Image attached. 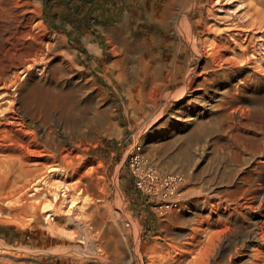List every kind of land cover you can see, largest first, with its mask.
<instances>
[{
	"label": "rangeland",
	"instance_id": "obj_1",
	"mask_svg": "<svg viewBox=\"0 0 264 264\" xmlns=\"http://www.w3.org/2000/svg\"><path fill=\"white\" fill-rule=\"evenodd\" d=\"M169 2L170 0H0L1 73L7 71V67L16 65L21 57L25 65L31 64L30 61L35 64L27 73L29 75L23 77L22 88L25 89L27 84L39 77L60 89L71 86L74 88L77 93H74L71 106L58 107L56 111L57 116L67 115L77 121L82 130L87 131L79 143L85 161L81 168L76 166L75 170L78 175L86 174L84 185L92 193V199L91 196L87 198V201H91H80L74 208L68 204L66 208V211L70 208L68 211L71 210L73 217L79 214L81 221L91 219L90 223L87 222L90 226L62 225V232L61 227H56L57 230L44 228L33 218L30 210H21L20 205L11 201L13 195L8 189L3 194L0 190V264H183L188 257V248L193 251L191 257L204 254L214 228V233H217V230L227 227L231 230L236 225L239 227L247 224L248 221L239 216L234 208L238 199L244 202L245 198L252 197L251 192L243 189L242 182L264 151L263 144L255 143L257 137L254 134L247 136V140L254 141L246 143L242 136L230 138L217 129L201 133L187 147L193 162L189 171L178 165L165 166L162 157L149 151L153 142L161 145L173 141L174 146L167 155H174L181 146L183 136L188 133L186 130L198 118L212 121L211 125H214V112L222 93L247 75L239 71L229 72L215 76L209 84L203 85L199 74L194 73L192 80L195 83H190L191 86L182 99L175 97L169 100L168 109L160 121L150 128H144L139 114L143 109L141 106L151 96L150 91L152 96L158 94L151 87L150 80L142 84L138 82L137 76L143 73L141 67H153L159 62L169 64L179 53L176 44L180 37L173 31L172 20L165 13ZM94 8L97 9L95 14L92 10ZM112 10L115 15L107 19L106 16ZM79 11L81 14L77 13ZM88 14L96 15L98 21L88 24L84 19ZM136 41L142 44L141 48L136 49ZM114 47L120 54L123 53L124 68L130 84L133 73L136 76V86L129 91L108 70L114 58ZM49 50L53 52L50 53ZM202 62V58L194 60L191 69L201 66ZM181 86L183 87L182 83L177 87H170V91L176 93V90L182 89ZM263 87L264 82L256 86L260 89ZM99 90L105 91L107 97L103 99L99 96ZM9 104L15 112L16 105ZM108 106L114 108L115 131H108L102 125L104 110ZM134 111L136 119L133 117ZM12 114L7 112L5 115L8 118ZM46 119L48 127L56 130L57 120L51 115ZM31 128L35 137H40L41 133L35 127ZM69 129H73L72 126ZM94 129L96 130L92 131ZM70 132L77 136L74 130ZM38 141L43 143V139ZM135 144L142 145L145 157L161 172H177L186 177L187 187L183 189V197L175 200L174 208L163 217L154 213L135 189L128 165V156ZM2 158L0 153V159ZM41 162L43 161L29 157L25 161L27 169H35V174L41 172L37 170L41 168ZM220 175L225 177L221 178ZM97 182H100L101 190L99 188L94 193L92 189ZM188 188L192 189L191 193L186 192ZM203 197L211 200L209 208L203 209ZM7 199H11L8 200L9 204H6ZM219 205L224 212L215 214L213 211ZM95 206L100 208L99 212L92 213ZM226 208L229 209L228 213L224 210ZM96 221H102V226L96 225ZM223 221L228 226L220 224ZM216 239L223 244L217 257V264H221L224 261L222 253L230 249L235 237L232 232L225 231ZM92 243L94 249H91ZM257 247L258 244L244 251L240 256V264H248L251 250Z\"/></svg>",
	"mask_w": 264,
	"mask_h": 264
},
{
	"label": "bare ground",
	"instance_id": "obj_2",
	"mask_svg": "<svg viewBox=\"0 0 264 264\" xmlns=\"http://www.w3.org/2000/svg\"><path fill=\"white\" fill-rule=\"evenodd\" d=\"M165 11L170 16L169 20H172L171 27L173 31L177 32L180 37L176 44L179 53L173 57L169 64L159 62L153 67H141L143 73L138 75L139 77L137 76L138 82L142 84L150 80L151 87L155 88L154 91L158 94L152 96L150 91L151 96H148L146 102L141 106L143 109L139 114L143 119L144 128H150L160 121V118L168 109L169 100L175 97L182 99V96L191 86L190 83L192 85L195 83L192 80L194 73L199 74L198 77L201 78L200 82L203 85L209 84L215 76L229 72L239 71L247 75L246 78L243 77L245 79L222 93L220 103L214 112V125H211L213 124L212 121L207 122L198 118L186 130L188 133L183 136L181 146L174 155H167L174 146L173 141L161 145L153 142L149 147V151L158 157H162L165 166L166 164L169 166L178 165L181 169L189 171L193 162L189 157L187 147L196 141L201 133L208 130L217 129L230 138L242 136L246 143L254 141L247 140L249 139L248 135L254 134L257 137L255 143L264 145V87L261 89L256 88L260 82H264V0H170L165 7ZM141 47L142 44L136 41V49ZM112 52L114 58L108 70L113 76L120 79L123 88L129 91L130 88L136 86V76L133 73V81L130 84L124 68L123 53L120 54L121 52L117 51L115 47ZM198 58L203 59L202 65L191 69L194 60ZM30 63L28 65L26 63L27 67L23 58L20 57L16 65L7 67V71L1 73L0 70V153L3 155V158L0 159V190L3 194L8 189L9 193L13 195L12 200H10L16 205H20L21 210H30L33 213V218L44 228L57 230L62 225H76V227L88 225L87 222L90 223L91 219L84 222L81 221V217V219L78 217L79 214L76 215L78 218L73 217L71 210L68 211L70 208L66 211L68 204H71V208H74L80 201H91H87V198L92 195L91 190L84 185L86 174L81 171L83 174L78 175L75 170L76 166L81 168L85 161V155L79 143L82 142L81 139L87 131L82 130L73 118L67 117V115L66 117L57 116V108L69 107L72 98H74V93L77 92L72 86L60 89L40 79V77L27 84L25 89L22 88L24 86L22 83L23 77L35 67L32 61ZM147 71L151 72L147 73ZM180 83L183 84L182 89L176 90V93L170 91V87H177ZM99 92V96L103 99L107 97L105 91L101 92L99 90ZM8 104L16 105L15 112L12 111V106H8ZM7 112L13 113L12 116L7 118L5 115ZM49 115L57 120L56 130H53L55 128L52 129L50 126L48 127L46 118ZM103 115L102 125L107 127L108 131H115L113 106H108ZM133 117L136 119V111L133 112ZM31 126L41 133L40 137H35ZM70 126L73 129H69ZM70 130L72 132L74 130L77 136H73ZM220 132L218 135L221 134ZM39 139H43L42 144L39 143ZM223 139L230 141L225 137ZM85 148L86 146H84ZM233 150L235 151L234 148ZM27 157L43 161L39 164L41 168L37 169L41 171L40 173L35 174V169H27L25 163ZM215 176L219 178L218 175ZM223 176L225 177V175ZM223 176L220 175L221 178ZM242 183L243 189L251 192L252 197L245 198L246 201L243 200L244 202L238 199L237 206L232 208L239 216H243L242 218L248 221L247 224L239 227L236 225L230 230L228 227L226 228L228 224L224 221L220 222V224L224 223L226 225V229H219L220 231L217 230V233H214L216 232L215 228L214 231L212 230L213 235L210 236L204 254L191 257L193 251L188 248V257L184 259L183 264H217V257L221 253L223 244L216 241V238H219L225 231L232 232L235 240L230 241V249L222 253L224 261L221 264H240V256L243 252L257 244L258 247L251 250L252 253L249 255L251 260H248V264H264V151ZM186 187L187 185L183 189ZM99 188L100 182H97L92 190L96 193ZM191 190L188 188L186 192L191 193ZM90 198L92 199V196ZM8 200L6 204L10 201ZM202 203L203 209H205L211 204V200L205 197ZM99 209L98 206H95L91 210L92 213H97ZM221 209L222 207L219 205L213 212L215 214L224 212ZM224 210L227 212L229 209ZM116 216L118 217V214ZM83 219L85 220V218ZM102 221H96V225L102 226ZM61 228L60 231L63 230V227ZM70 235L72 234L70 233ZM94 248L95 246L92 243L91 249Z\"/></svg>",
	"mask_w": 264,
	"mask_h": 264
},
{
	"label": "built area",
	"instance_id": "obj_3",
	"mask_svg": "<svg viewBox=\"0 0 264 264\" xmlns=\"http://www.w3.org/2000/svg\"><path fill=\"white\" fill-rule=\"evenodd\" d=\"M128 165L135 189L157 215L163 217L168 214L174 208V201L183 197L186 177L179 173L161 172L145 157L142 145H134L128 156Z\"/></svg>",
	"mask_w": 264,
	"mask_h": 264
},
{
	"label": "trees",
	"instance_id": "obj_4",
	"mask_svg": "<svg viewBox=\"0 0 264 264\" xmlns=\"http://www.w3.org/2000/svg\"><path fill=\"white\" fill-rule=\"evenodd\" d=\"M93 10V13L95 14V13H97V9L96 8H94V9H92ZM78 14H81V12L79 11V12H77ZM94 14H88L84 19H86V22L88 23V24H92V23H94V22H96V21H98V17L96 16V15H94Z\"/></svg>",
	"mask_w": 264,
	"mask_h": 264
},
{
	"label": "crops",
	"instance_id": "obj_5",
	"mask_svg": "<svg viewBox=\"0 0 264 264\" xmlns=\"http://www.w3.org/2000/svg\"><path fill=\"white\" fill-rule=\"evenodd\" d=\"M112 8H115L114 6H111ZM115 15V11H111V14H109V16H106V18L108 19V18H111V16H114ZM95 28H97V26H95ZM99 29V28H98ZM100 29H101V27H100Z\"/></svg>",
	"mask_w": 264,
	"mask_h": 264
}]
</instances>
